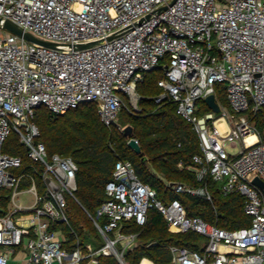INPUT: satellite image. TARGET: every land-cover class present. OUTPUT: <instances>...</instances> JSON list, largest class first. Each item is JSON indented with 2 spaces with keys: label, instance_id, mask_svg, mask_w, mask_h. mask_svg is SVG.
Masks as SVG:
<instances>
[{
  "label": "built area",
  "instance_id": "1",
  "mask_svg": "<svg viewBox=\"0 0 264 264\" xmlns=\"http://www.w3.org/2000/svg\"><path fill=\"white\" fill-rule=\"evenodd\" d=\"M0 17L39 39L64 45L52 48L8 31L0 35V191H11L13 206L0 216V264H7L22 245L25 264H80L99 255L128 264L124 252L136 242L137 233L121 228L131 221L143 225L150 208L161 212L169 230L192 231L205 239L199 249L169 245V264L264 263V189L252 182L255 177L264 180V141L248 118L264 106V0H0ZM98 39L105 41L86 49L74 47ZM158 66L163 76L157 80L155 102L175 103L176 112L198 135L201 153L192 157L197 180L209 177L220 183L221 194L241 195L250 224L224 229L187 215L178 199L160 201L156 190L140 181L132 163L120 159L105 185L107 199L95 216L88 213L103 245L68 251L62 246V230L52 225L70 227L67 198L77 201V165L70 157L48 155L37 140L35 110L44 106L64 114L93 101L100 120L115 124L124 106L119 93L137 104V82ZM217 83L225 86V106L216 97ZM210 94L217 112L204 101ZM199 101L207 111L198 113ZM11 133L25 146L27 157L42 166V190L33 174L18 172L21 156L3 151ZM250 135L255 136L251 143ZM238 144L236 154L227 152L226 147ZM24 179L30 185L22 190ZM167 185L211 201L205 182L197 187ZM21 192L33 195L30 206L17 201Z\"/></svg>",
  "mask_w": 264,
  "mask_h": 264
},
{
  "label": "trees",
  "instance_id": "2",
  "mask_svg": "<svg viewBox=\"0 0 264 264\" xmlns=\"http://www.w3.org/2000/svg\"><path fill=\"white\" fill-rule=\"evenodd\" d=\"M161 68L158 66L143 74L135 88L139 95L138 109H125L123 106L115 124L105 125L100 120L97 104L93 101L82 102L64 114L51 113L44 106L36 108L37 140L45 145L49 156L70 157L77 165L74 191L77 201L67 198L70 227L61 223L52 225L62 230V246L68 251L76 248L85 251L86 244H91L93 248L103 245V239L88 213L95 216L98 207L107 199L105 185L112 178L115 163L120 159L132 163L140 181L154 188L160 201L178 199L187 215L199 216L224 229H237L250 224V217L243 210L242 196L238 193L221 194L219 183L209 177L204 182L211 201L199 195L176 192L167 185L166 182H178L197 187L204 182L197 180V165L192 159L194 154L201 153L198 135L192 124L176 112L175 103H156L154 100L160 92L157 80L163 76V71L156 70ZM215 93L220 104L227 105L224 84L217 83ZM122 99L125 104L127 98L123 96ZM207 110L205 106L202 111ZM248 118L255 125L260 140L264 141V106L250 113ZM126 127L131 129L129 135L124 132ZM130 138L138 140V153L129 147ZM3 151L21 156L22 166L18 172L33 174L41 190L42 166L27 157L26 148L16 134L9 135ZM10 193L7 189L0 191V216L8 212ZM121 231L137 233L136 245L124 252L128 264H138L143 257L156 264H169V245L199 249V244L205 240L192 231L169 230L163 215L156 208L148 210L143 225L131 221ZM97 259L98 264H119L113 255H99ZM88 261L89 258H85L80 264H88Z\"/></svg>",
  "mask_w": 264,
  "mask_h": 264
},
{
  "label": "water",
  "instance_id": "3",
  "mask_svg": "<svg viewBox=\"0 0 264 264\" xmlns=\"http://www.w3.org/2000/svg\"><path fill=\"white\" fill-rule=\"evenodd\" d=\"M145 17H147V16H145ZM145 17L141 18L136 23L140 22ZM0 27L2 29H5L8 32H11V33H14V34L22 36L26 40L37 42V43H40V44L48 46V47H52V48H62V47H64V45H62V44H58V43L49 42V41H45V40L39 39L38 37L34 36L33 34L27 32V31H24L21 27H19L18 25H16L12 21H10L8 19H1V17H0ZM129 27L130 26L125 27V28H123V29H121L119 31L114 32V33H111L109 36H107L106 40H110V39L118 36L119 34H121L124 31H126ZM104 41H105V39H98V40L89 41V42H82V43H79V44L75 45L74 47L77 48V49H86V48H90V47H94V46H97L99 44H102ZM204 101L206 102L208 107L210 109H212L213 111L217 112L219 110V106L215 102L213 94H210L207 97H205ZM130 131H131L130 127H126L124 129L125 134L129 135ZM128 145L136 153H138L140 151V146H139L138 142L134 138H130L128 140ZM252 182L254 184H256L257 186H259L260 188L264 189V180H261L259 177H255L252 180ZM134 245H135V243L132 244L131 247H133ZM88 264H98V259L97 258L90 259L88 261ZM262 264H264V263H262Z\"/></svg>",
  "mask_w": 264,
  "mask_h": 264
},
{
  "label": "rangeland",
  "instance_id": "4",
  "mask_svg": "<svg viewBox=\"0 0 264 264\" xmlns=\"http://www.w3.org/2000/svg\"><path fill=\"white\" fill-rule=\"evenodd\" d=\"M6 32L7 31L5 29H2L0 27V35L4 34ZM156 71H160L161 72L162 68L161 69H157ZM119 94L122 97L125 96L127 98V102H125V104H124V108L125 109H127V108L128 109H133L134 105L135 106L137 105L136 103L132 104V101L129 102V97H128L127 94H125L123 92H120ZM198 105H199V112L198 113H202L203 112L202 110H204L206 105L204 106V103L202 101H199ZM137 107H138V105H137ZM119 121H120V119H119ZM12 134L15 135V133H12ZM226 150L230 154H236L240 150V144H238V146H235V147H226ZM219 186H220V183H219ZM17 201H19L20 203H23V204H29V203H31L33 201V195L31 193H28V192H21L19 195H17ZM23 256H24L23 254H21V253L18 254L17 253V255L15 256V260L9 261L8 264H16V260L17 259H21L19 264H23V261H22Z\"/></svg>",
  "mask_w": 264,
  "mask_h": 264
},
{
  "label": "crops",
  "instance_id": "5",
  "mask_svg": "<svg viewBox=\"0 0 264 264\" xmlns=\"http://www.w3.org/2000/svg\"><path fill=\"white\" fill-rule=\"evenodd\" d=\"M166 183H169V182H166ZM29 185H30V181H29L28 179H24V180L22 181V184H21V189H22V190H25V189H27V188L29 187ZM41 190H42V189H41ZM18 195H19V194H18ZM18 202H19V201H18ZM19 203H20V202H19ZM20 204L23 205L24 207H28V206H30V205L32 204V202L29 203V204H23V203H20ZM12 210H13V206H12V204L9 202V204H8V212H10V211H12ZM15 215H16V214H15ZM16 216H17V215H16ZM135 245H136V242H135ZM128 249H129V248H128ZM17 253H18V254L21 253V254L24 255L23 258H22V261H23V264H25L26 257H27V250L25 249V245H22L21 247L16 248V250L14 251V253L9 255L7 264L9 263V261L15 260V256L17 255ZM142 259H147V260L152 261L151 259H149V258H147V257H143ZM20 260H21V259H17V260H16V264H19V263H20Z\"/></svg>",
  "mask_w": 264,
  "mask_h": 264
},
{
  "label": "bare ground",
  "instance_id": "6",
  "mask_svg": "<svg viewBox=\"0 0 264 264\" xmlns=\"http://www.w3.org/2000/svg\"><path fill=\"white\" fill-rule=\"evenodd\" d=\"M254 139H255V136H254V135H250V136H248L247 141H248L249 143H251ZM142 264H149V262H148L147 259H144V260L142 261Z\"/></svg>",
  "mask_w": 264,
  "mask_h": 264
}]
</instances>
